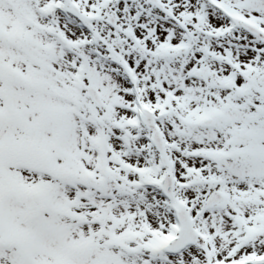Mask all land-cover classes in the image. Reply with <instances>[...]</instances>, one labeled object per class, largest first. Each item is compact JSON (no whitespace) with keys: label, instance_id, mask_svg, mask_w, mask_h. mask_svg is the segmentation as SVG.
Listing matches in <instances>:
<instances>
[{"label":"snow or ice","instance_id":"snow-or-ice-1","mask_svg":"<svg viewBox=\"0 0 264 264\" xmlns=\"http://www.w3.org/2000/svg\"><path fill=\"white\" fill-rule=\"evenodd\" d=\"M0 264H264V0H0Z\"/></svg>","mask_w":264,"mask_h":264}]
</instances>
